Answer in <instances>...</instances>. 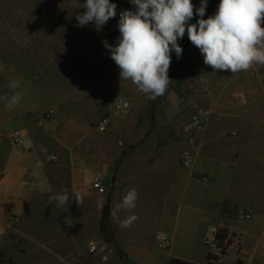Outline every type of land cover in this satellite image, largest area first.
Wrapping results in <instances>:
<instances>
[{
	"label": "rangeland",
	"instance_id": "obj_1",
	"mask_svg": "<svg viewBox=\"0 0 264 264\" xmlns=\"http://www.w3.org/2000/svg\"><path fill=\"white\" fill-rule=\"evenodd\" d=\"M84 2L0 0V71L23 76L19 89L29 90V101L35 103L37 110H42V122L52 128V139L55 140L56 135L58 143L66 145L67 150L62 153L64 160L70 159L77 142L81 143L78 144L81 171L88 176L94 171L98 151L120 157L129 152L167 155L175 164L176 157L181 160L186 151H191L189 147L198 148L201 140H205L208 143L205 154L229 156L228 172L235 170L232 165L235 159L231 156L237 158L239 146H245L244 141L260 142V152L264 154V65H254L248 71L235 74L214 71L204 64L200 50L189 42L185 33L178 41L183 48L181 57L177 59L175 52L171 53L168 75L172 81L168 89L164 95L149 99L131 81L120 80L119 68L102 43L107 41L115 46L120 35L119 13L134 10V5L129 0H111L117 5V16L97 31L91 23L78 26L76 15L85 11L79 7ZM219 2L208 0L205 19L215 14ZM192 3L195 8L200 6V0H192ZM198 19L194 14L189 22L196 23ZM119 98L130 101V110L115 118L110 134H99L95 128L97 123L112 111ZM49 110H53L54 115L46 120L44 115ZM195 115L201 116V129L193 127ZM55 155L60 163L59 153ZM199 161L200 166H205L202 158ZM233 180L227 182L224 178L215 186L198 183L193 195V189L190 190L186 200L190 207L183 208L181 220L192 236L185 240L180 238L176 249L196 264H207L206 241L211 229H217L220 222L207 214L211 210L208 189L212 187L213 200L221 199L224 194L241 200L240 186L237 179ZM158 181L156 178L151 185L154 192L160 187ZM228 204L222 213L224 227H237L244 240L242 235L229 229L236 235L227 253L232 255L227 259L222 256L224 260L218 264H254L255 248L264 251V226L258 224L257 218L241 221L239 213L244 209ZM78 231L81 235H75L74 243L84 247L80 260L85 264L91 246V230L79 227ZM151 252L155 264H168L164 258L169 251H160L154 246ZM40 255L42 258L34 261V256L14 252L10 256L16 264H34L35 261L36 264H63L47 253ZM118 255L125 259L123 253ZM96 258L102 264L97 255ZM110 258L111 262L115 259L113 254ZM12 259L5 257L1 264H13Z\"/></svg>",
	"mask_w": 264,
	"mask_h": 264
},
{
	"label": "crops",
	"instance_id": "obj_2",
	"mask_svg": "<svg viewBox=\"0 0 264 264\" xmlns=\"http://www.w3.org/2000/svg\"><path fill=\"white\" fill-rule=\"evenodd\" d=\"M16 79L22 82L23 76L13 71H0V98L10 97L17 91L23 93L12 109L0 99V250L7 259H12V252L25 257L34 256L33 261L42 258L40 254L47 253L63 264H81L84 247L74 243V237L81 235L79 227H85L91 230L89 244L98 247L97 257L102 264H125V259L128 264H155L151 248L155 246V236L159 232L166 233L172 240L165 263L169 264L172 259L194 263L176 249L180 238L185 240L192 236L182 223V210L189 206L186 200L191 189L193 195L198 183L215 186L224 178L227 182L237 179L242 199L235 200L224 194L221 199L213 200L212 187L208 189L211 210L207 214L220 220L217 227L226 226L222 215L225 203L250 211L252 218H257L258 224L264 226V154L260 152V142L244 141L245 146H239L237 158L231 156L235 159L232 161L235 170L231 172L226 169L229 164L226 153L205 154L204 148L208 144L205 140H201L198 148L189 147L194 165L187 170L181 168L179 157L172 164L167 155L129 152L120 157L98 151L92 173L104 175L107 188L105 194H100L91 186L92 173L88 176L81 171V155L78 153V144L81 143L77 142L73 146L77 152L72 150L70 159L64 160L62 153L67 150L66 145H60L56 135L55 140L52 139V128L42 122V110H37L35 103L29 101V90L7 87L9 81ZM15 130L23 134L25 145L13 143L11 134ZM52 140L56 143L53 144ZM55 152L60 155V163H57L59 158ZM200 158L205 166L199 165ZM156 178L160 187L154 192L151 185ZM65 188L68 189L69 205L58 208L55 201L50 205L49 197ZM132 188L138 192L133 212H115V205ZM77 197L82 198L83 206L76 203L74 199ZM101 200L103 207L108 200L111 202L108 224L115 242L109 245L104 243L99 230L103 207H98V202ZM131 214L138 219L130 228L122 229L120 221ZM228 227L244 238L237 227ZM255 251L253 263L264 264V251L257 248ZM119 252L125 259L119 257ZM111 254L115 257L113 262Z\"/></svg>",
	"mask_w": 264,
	"mask_h": 264
},
{
	"label": "clouds",
	"instance_id": "obj_3",
	"mask_svg": "<svg viewBox=\"0 0 264 264\" xmlns=\"http://www.w3.org/2000/svg\"><path fill=\"white\" fill-rule=\"evenodd\" d=\"M134 10L119 13L117 28L120 33L115 46L103 41L110 58L119 68L120 80H128L149 99L165 94L171 79L169 68L171 53L177 59L183 53L178 43L185 33L197 47L205 65L232 74L248 71L254 65H264V0H220L214 15L206 19L208 0H200L195 8L192 0H129ZM79 7L85 9L76 15L78 26L94 24L100 31L111 18L117 16V5L111 0H85ZM195 8V12H194ZM194 14L199 17L190 23ZM7 87H21L19 79L9 81ZM23 93L14 92L6 101V107H15ZM138 192L135 188L126 191L115 212L132 213L136 207ZM83 206L80 197L74 199ZM58 208L69 205L68 189L49 197ZM103 207V200L98 202ZM138 219L135 214L120 221V227L130 228Z\"/></svg>",
	"mask_w": 264,
	"mask_h": 264
},
{
	"label": "built area",
	"instance_id": "obj_4",
	"mask_svg": "<svg viewBox=\"0 0 264 264\" xmlns=\"http://www.w3.org/2000/svg\"><path fill=\"white\" fill-rule=\"evenodd\" d=\"M131 108V103L127 99L119 98L113 105L112 111L104 116H102L99 122L96 125V131L99 134H110L112 131V124L116 117L121 114L127 113ZM54 115L53 110H49L44 116L45 119L48 120L52 118ZM193 127L201 129L203 122L201 121L200 115L193 116ZM12 140L13 143L17 146L25 145V141L23 138V134L15 130L12 132ZM181 167L185 169H191L194 165V157L192 151H186L180 162ZM106 177L99 173L91 174V186L94 190H96L100 194H105L107 192V188L105 187ZM252 218V213L247 210H241L239 213V219L241 221H249ZM221 233L220 228L212 229L210 231V235L206 241L208 254L211 256V261H214L215 257H222V251L226 249L228 253L229 248H231L232 244L235 241V237H233L232 233L229 232L227 238L223 241L221 245ZM229 241L232 243L229 245ZM155 247L160 251H169L172 248V240L171 238L163 232H159L155 236ZM228 247V248H227ZM98 252V247L96 245H91L88 249V260L85 264H100L97 261L96 255Z\"/></svg>",
	"mask_w": 264,
	"mask_h": 264
},
{
	"label": "trees",
	"instance_id": "obj_5",
	"mask_svg": "<svg viewBox=\"0 0 264 264\" xmlns=\"http://www.w3.org/2000/svg\"><path fill=\"white\" fill-rule=\"evenodd\" d=\"M227 206H229V204L225 203L224 204V208H223V213H225V211H226L225 209H226ZM110 216H111V202H110V200H108L106 202V204L104 205L103 209H102V217H101L100 224H99V230H100V233H101V235L103 237V241L107 245L113 244L115 242L114 233L109 228V224H108ZM220 233H221L220 236H221V245H222L223 241L227 238V235L229 233V229L227 227L220 228ZM233 237H236V235L233 234ZM228 243H229V245H227V246H230L232 241H229ZM222 256H227L226 249H224L222 251ZM4 258H5V255L0 250V264L4 260ZM211 260H212L211 256L208 254L207 255V259H206L207 264H217V263L220 262L221 257H215L214 261H211ZM10 263H11V261H10ZM170 264H196V263H191V262H186V261H182V260L172 259L170 261Z\"/></svg>",
	"mask_w": 264,
	"mask_h": 264
}]
</instances>
